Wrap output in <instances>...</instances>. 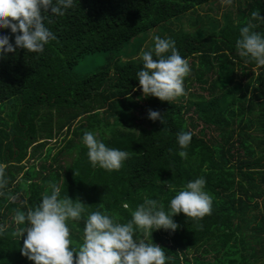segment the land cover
Here are the masks:
<instances>
[{
	"label": "trees",
	"instance_id": "obj_1",
	"mask_svg": "<svg viewBox=\"0 0 264 264\" xmlns=\"http://www.w3.org/2000/svg\"><path fill=\"white\" fill-rule=\"evenodd\" d=\"M212 1L74 0L63 16L43 13L56 36L43 52L18 48L0 57V163L7 165L5 191L19 193L15 203L0 197V264H34L21 255L24 237L12 235L24 227L13 215L38 205L50 182L88 212L106 211L126 223L146 197L168 211L177 192L200 177L212 197L211 215H175L179 228L154 230L148 242L164 248L166 264H264V66L236 48L251 13L264 17V0H245L220 21L198 17L189 29L179 26L182 15ZM252 22L264 34V20ZM152 31L175 41L192 69L187 94L170 102L145 97L136 75L142 53L154 48ZM0 34L14 44L10 29ZM95 53L109 54L105 64L76 75L79 61ZM239 77L249 92H238ZM149 109L163 123L149 119ZM85 132L129 158L119 170L93 167ZM180 132L193 134L187 149L178 144ZM84 219L68 221L76 243L83 241Z\"/></svg>",
	"mask_w": 264,
	"mask_h": 264
},
{
	"label": "clouds",
	"instance_id": "obj_2",
	"mask_svg": "<svg viewBox=\"0 0 264 264\" xmlns=\"http://www.w3.org/2000/svg\"><path fill=\"white\" fill-rule=\"evenodd\" d=\"M232 2L221 0L224 5ZM73 3L74 0H0V29H10L15 34L14 44L9 35L0 34V57L16 52L18 48L43 52L44 46L56 39L45 26L43 13L63 16L64 10L71 8ZM256 20H264L258 10L251 13L247 26L240 29L236 48L240 56L264 66V34L253 30L257 25L252 21ZM142 61L143 67L136 75L145 97L154 96L170 102L187 94L184 81L192 69L189 61L180 55L175 41L155 36L154 48L142 53ZM148 118L163 123L159 111L149 109ZM192 135L191 132L178 133V144L182 149H187ZM83 143L93 167L99 165L105 170H119L129 158L126 150L108 147L93 132L84 133ZM178 154L187 158L186 151ZM6 168L5 163H0V197L15 203L19 193L5 191L9 184ZM205 185L204 177L187 182L170 200L168 211L163 203L146 197L132 212V219L120 223L106 211L88 212L86 204L79 198L74 201L68 195L62 197L61 187L50 182V193L46 191L38 205L14 210L15 224L24 227L12 235L24 237L21 255L34 264H166L164 248L154 244L152 238L148 242V238L154 230L175 232L179 225L173 217L180 213L193 220L211 215L212 197L204 190ZM85 214L83 241L76 243L68 221H80ZM4 232V226H0V235Z\"/></svg>",
	"mask_w": 264,
	"mask_h": 264
},
{
	"label": "rangeland",
	"instance_id": "obj_3",
	"mask_svg": "<svg viewBox=\"0 0 264 264\" xmlns=\"http://www.w3.org/2000/svg\"><path fill=\"white\" fill-rule=\"evenodd\" d=\"M244 8L245 7V0H233L231 5H224L221 3V0H214L212 1V5L211 7H209V4H205V5H200L197 6L193 11H190L187 14L182 15V17L180 18L181 20V25L179 24V26H182L185 29H189L191 27L190 23L192 21H195L196 18L201 17L202 19H206V18H215L218 19L219 21L221 20V13L227 9H231L234 13H238V8ZM204 17V18H203ZM157 30H155L154 32H156ZM153 31L150 32L149 34V38L151 36H154ZM155 37V36H154ZM160 37H162V34L160 35ZM151 41V38L148 40V42ZM109 56L108 53H95L92 55H88L83 57L77 66L74 67L73 71L76 75L80 76V77H84V76H89L91 74H93L94 72H96L100 67H102L105 64V61L107 59V57ZM114 57H116L115 54H113ZM196 61V60H195ZM240 69L238 68L237 71H239ZM259 73V68L258 67H254L253 68V74L256 76ZM237 82H240L241 86L238 90V92L240 91H245V89H243L244 86V82L245 79L243 77H239L237 78ZM259 81H257L258 84ZM255 83V80H254ZM257 84H254V87L257 86ZM195 89L192 88V91H194ZM246 93L249 91H245ZM196 94V93H194ZM250 96V94H249ZM69 112H71V110H69ZM191 115V112L186 113L185 116H189ZM194 118L193 119H197L195 118V115L193 114ZM4 112L0 113V118H4ZM188 119V118H187ZM196 126L201 128L202 125L198 122H196ZM198 128V129H199ZM215 135V132L213 130L208 132V135ZM3 223L8 226V222L3 220Z\"/></svg>",
	"mask_w": 264,
	"mask_h": 264
}]
</instances>
